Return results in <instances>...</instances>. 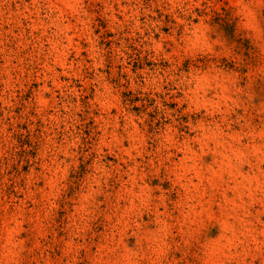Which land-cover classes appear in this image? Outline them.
<instances>
[{
    "label": "rangeland",
    "instance_id": "rangeland-1",
    "mask_svg": "<svg viewBox=\"0 0 264 264\" xmlns=\"http://www.w3.org/2000/svg\"><path fill=\"white\" fill-rule=\"evenodd\" d=\"M0 264H264V0H0Z\"/></svg>",
    "mask_w": 264,
    "mask_h": 264
}]
</instances>
